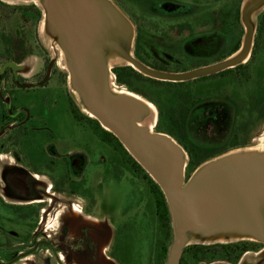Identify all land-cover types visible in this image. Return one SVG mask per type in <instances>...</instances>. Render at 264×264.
Listing matches in <instances>:
<instances>
[{
	"label": "rangeland",
	"instance_id": "1",
	"mask_svg": "<svg viewBox=\"0 0 264 264\" xmlns=\"http://www.w3.org/2000/svg\"><path fill=\"white\" fill-rule=\"evenodd\" d=\"M110 1L126 17L131 27L130 33H116L110 41L129 51L144 65L158 71L161 69L169 73H184L210 67L223 61H219L218 53L228 40L223 37L222 32H225L231 23L233 8H235L232 3L235 5V1ZM0 3V89L2 88L0 114L8 115L9 108L14 113L19 108L22 111V118L16 122L17 124L12 126L13 124L8 122L4 127H0L1 133H7L3 135L4 137L0 135V138L2 137L0 148L31 147L32 137H24L23 133L40 132L44 131L42 128H46V131H53L66 138L67 147L71 148V145H76L73 151L82 158L78 179H83L84 184L79 186L78 191L69 190L66 198L51 203L50 211L44 214L47 231L42 237L61 240L63 238L61 232L64 230L65 223L76 219L95 224L100 223L110 233L127 221V229L119 231L115 257L121 264H156L154 256L158 226L151 189L145 180L132 172L121 155L97 138L91 125L75 122L70 110L72 101L85 117L88 118L89 115L83 110V105L75 93L76 87H73L69 67L63 66L64 62L70 66L68 58L64 60V49L48 32L47 15H45L43 6L37 0H0ZM30 5H35L42 12L41 21L36 27L25 24L21 15L15 10L16 7ZM263 13L264 6L254 12V44L259 19ZM187 24L194 26L196 31L194 37L190 36L186 28L182 35H178V26ZM233 34L236 37L239 32L235 31ZM5 39L14 43L24 41L26 43L24 51H29L30 47L32 52L22 63L7 60L2 55L5 54L7 48L4 43ZM137 45L141 47V52L145 51V54L151 55L152 59L147 56L137 57ZM229 49L226 47V51ZM104 50L111 58V60L105 59L106 55L103 56L110 69L111 84L109 87L111 91L125 96L132 94L133 92L127 87L118 84L115 74L116 69L128 67V65L117 61V58L121 57L116 51L108 47ZM181 51L188 57L184 58ZM262 58H264V52ZM52 61L55 65L48 80L44 82L47 67ZM260 64L262 65L261 61L253 60L252 65L247 69L235 71L226 78H209L203 82L193 83L192 87H187L186 90L190 93L194 91L192 101L203 100L204 103L197 109H191L192 101L183 103L179 100L175 112L180 117L190 107L189 129L198 144L214 147L226 145L230 150H236L228 155L243 154L247 149L255 151L253 154L264 155V108L261 105L257 106L264 96V67H260ZM10 87H37L38 93H32L29 101L19 104L15 100V94L11 93ZM151 87L167 89L149 84L142 86V89L149 93L148 89ZM170 89L172 92V88ZM170 91L168 93L171 95ZM137 97L145 100L147 104L151 103L140 95ZM165 102L163 95L158 97L159 105H165ZM152 105L155 112L145 104L151 114L144 110H140L138 114L144 119L155 120L157 127L159 110L156 105ZM256 106L257 108H253ZM34 108L37 110L36 116L41 115L42 119L32 120L31 118L22 124V119L33 116L28 113V109L34 110ZM155 125L153 131L157 132ZM12 130L19 136L14 135ZM9 132L12 134H8ZM243 143H247L246 148L242 146ZM189 161L188 155L187 166ZM194 173L188 176L187 167L185 168V187L195 177ZM216 228L218 226L211 223L200 232H189L187 236L189 246L187 247L242 241L256 243L259 246L258 250L244 254L238 264H264L263 239L258 240L259 237H257L254 241L248 235L218 234L215 232ZM16 244L18 242L13 243L15 250L17 249ZM17 252H14V255ZM106 253L108 254L107 251ZM4 258L8 260L11 255L5 254ZM14 264L83 263L77 252L68 249H41ZM211 264L230 263L217 261Z\"/></svg>",
	"mask_w": 264,
	"mask_h": 264
},
{
	"label": "water",
	"instance_id": "2",
	"mask_svg": "<svg viewBox=\"0 0 264 264\" xmlns=\"http://www.w3.org/2000/svg\"><path fill=\"white\" fill-rule=\"evenodd\" d=\"M37 1L45 9L43 0ZM263 6L264 0H244L241 23L245 34L239 51L216 65L184 73L154 70L112 43L114 34H128L131 27L110 0H75L67 9L61 7L57 17L46 16L48 32L68 57L73 81L81 90V103L164 194L173 226L166 264H180L189 246V232H200L211 223L218 226V234H255L264 241V156L245 152L223 159L236 150L230 151L201 165L185 187L187 152L172 137L139 126L144 118L138 112L150 111L137 97L111 91L104 49L116 51L136 71L154 80L183 83L209 77L249 62L255 38L253 16ZM54 63H50L44 82Z\"/></svg>",
	"mask_w": 264,
	"mask_h": 264
},
{
	"label": "flooded vegetation",
	"instance_id": "3",
	"mask_svg": "<svg viewBox=\"0 0 264 264\" xmlns=\"http://www.w3.org/2000/svg\"><path fill=\"white\" fill-rule=\"evenodd\" d=\"M74 1L43 0V9L48 19H53L58 16L61 7L67 9ZM10 88L19 104L29 101L32 93H38L37 87ZM28 111L33 116L22 119V124L31 118L42 119L41 115L36 116L35 108ZM21 118L20 108L15 113L9 108L8 115L0 114V123L11 122L14 126ZM21 123H18L19 126H22ZM42 129L44 131L23 133L24 137H32L31 147L0 148V264H14L41 249L77 252L83 264H121L115 257V250L119 231L127 229V221L110 233L100 223L76 219L64 222L61 240L42 237L47 231L44 214L50 211L51 203L66 198L69 190L78 191L79 186L84 184L83 179H78L82 158L73 151L76 145L69 148L66 138L53 131H46V128ZM6 134L0 132L2 137ZM81 214L84 215L82 211ZM14 242H18L16 250ZM14 252L17 253L14 255ZM5 254L11 255V258L5 259Z\"/></svg>",
	"mask_w": 264,
	"mask_h": 264
},
{
	"label": "trees",
	"instance_id": "4",
	"mask_svg": "<svg viewBox=\"0 0 264 264\" xmlns=\"http://www.w3.org/2000/svg\"><path fill=\"white\" fill-rule=\"evenodd\" d=\"M232 3L233 13L231 16V23H229L223 37L228 40L226 45L219 51L218 57L219 61L225 60L239 51L242 39L244 37V27L241 23V6L244 0H233ZM231 3V2H230ZM1 4V3H0ZM15 10L21 15L22 20L25 24H29L33 27H36L41 21L42 12L35 5H30L27 7H16ZM178 35H182L184 28L189 31L190 36H195V28L192 24L179 25L178 26ZM238 31V36H234L233 33ZM232 42V45H231ZM234 42V43H233ZM7 45L5 54H2L7 60H13L16 63H22L28 54H30L32 49L29 47V51H24L26 43L24 41L12 42L8 39L4 41ZM232 46V47H231ZM226 47L230 49L226 51ZM139 45H137L136 55L137 57L147 56L151 58V55L145 54L140 51ZM264 13L260 16L259 27L257 36L255 39L254 48L252 51V56L247 64L240 65L234 69L226 70L219 74H215L209 77H204L190 82L183 83H171V82H162L154 80L143 76L141 73L133 69L132 67H121L115 70L117 77V82L121 86L127 87L134 94L140 95L147 99L152 104L156 105L159 110V123L157 125V132L166 134L172 137L189 155V164L187 166L188 176H191L202 164L205 162L217 158L221 155H224L230 151L228 146L220 145L217 147L211 145H200L194 139L190 129H189V111L184 113L182 116L178 117L176 115L177 104L179 100L192 101L191 97L194 94V91L186 90L187 87H192L193 83H199L206 81L209 78L215 77H228L232 75L235 71L240 69H247L248 66L252 65L253 60L261 61L264 67V58H262V53L264 52ZM182 52V51H181ZM183 57H188V55L181 53ZM152 59V58H151ZM148 60V59H147ZM143 61V60H142ZM160 71H164L161 70ZM166 72V71H164ZM155 85L166 87V90H161L155 87L148 89L149 93H146L142 86L145 85ZM172 88V92L170 91ZM172 93L171 95L168 93ZM191 94V95H190ZM163 95L165 99V105H159L158 97ZM186 97V98H185ZM73 103V104H72ZM71 103V113L73 118L78 123H85L91 125L92 130L97 135V137L105 144L112 147L116 153L122 156L123 160L130 166L132 172L135 175H138L149 185L151 192L154 196L155 206H156V217H157V226L158 233L156 239V253L154 256L156 264H166L168 259L169 250L173 242V226L170 210L164 194L162 193L160 187L152 180V178L146 173V171L135 161V159L127 152L119 140L110 132L102 128L100 123L93 119L85 117L80 110H78L72 101ZM204 103L203 100H194L192 101L191 109H197L200 105ZM262 106L264 108V96L260 104L257 106ZM183 106V105H182ZM185 106V105H184ZM253 107V108H257ZM5 123L1 122L0 127H4ZM244 148L247 147V143H243ZM235 148V147H233ZM236 149V148H235ZM258 245L256 243H250L246 241L237 242V243H228V244H215V245H195L186 247L183 252V256L180 264H201L222 261L230 264H238L242 256L248 252H255L258 250Z\"/></svg>",
	"mask_w": 264,
	"mask_h": 264
},
{
	"label": "bare ground",
	"instance_id": "5",
	"mask_svg": "<svg viewBox=\"0 0 264 264\" xmlns=\"http://www.w3.org/2000/svg\"><path fill=\"white\" fill-rule=\"evenodd\" d=\"M64 51V50H63ZM63 57H64V60L66 61V58H68L67 57V55H66V53H65V51L63 52ZM106 57V58H105ZM104 58L105 59H110L111 60V58H110V56L109 55H106ZM119 60V62H121V63H125V65H128V66H130L131 65V63L129 62V61H127V60H125L124 58H117V61ZM63 66H67V67H69V70L71 71V68H70V66H68V64H66V62H64V64H63ZM72 79H73V76H72ZM73 87H76V89H75V93L77 94V96L79 97V99H81L82 98V95H81V90L78 88V86L74 83V81H73ZM119 95H122V96H125L124 94H119ZM127 96H129V97H137L136 95H133V94H127ZM136 99H138L139 101H141L144 105L146 104V105H148V108L151 110V111H153V112H155L156 110L154 109V107L150 104V103H148L147 104V102L145 101V100H143V99H141V98H139V97H137ZM83 105V104H82ZM83 110L90 116V117H94V115L92 114V112L89 110V109H87L84 105H83ZM154 125H155V120H151V119H144L143 121H141V122H139V126H141V127H144V128H146V129H148L149 131H153V128H154ZM249 152L250 153H254L255 151H253V150H251V149H247L246 150V153H248L249 154ZM263 152H264V150H263ZM239 153V152H238ZM261 154H263V153H261ZM240 156L241 154H234V155H227V157H230V156ZM264 156V155H263ZM223 159H226V157L224 158V156H223ZM259 235H255V234H253V235H249V237H251L253 240H255L254 238H257Z\"/></svg>",
	"mask_w": 264,
	"mask_h": 264
}]
</instances>
